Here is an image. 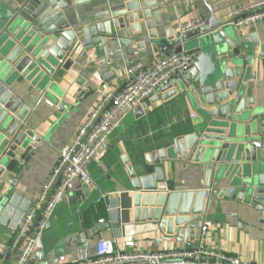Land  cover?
I'll use <instances>...</instances> for the list:
<instances>
[{
  "label": "crops",
  "instance_id": "crops-1",
  "mask_svg": "<svg viewBox=\"0 0 264 264\" xmlns=\"http://www.w3.org/2000/svg\"><path fill=\"white\" fill-rule=\"evenodd\" d=\"M17 1L0 0V16L7 14ZM107 1L115 3L119 0ZM256 1L259 0H195L188 5L186 0H153L156 6L151 9V18L158 16L162 23L179 30L189 22L200 21L206 25L211 17L225 25V14L229 9ZM69 5L72 8L71 1ZM122 8L116 6L112 11ZM76 10L86 17L81 21L84 26L94 23L93 15L100 11L91 10L88 4L80 5ZM124 20L126 27L130 28L127 18ZM225 28L232 34L227 39L230 44L228 58L241 66V77L247 72V85L251 89L247 97L253 99L254 108L264 109V24L242 29L225 25ZM253 39L258 41L256 46L251 45ZM140 43L141 40L135 36L133 43L125 47L114 42L88 50L80 48L74 55H66L52 78L53 91L59 101L68 104L62 112L34 92L28 83H21L15 90L18 97L34 109L29 123L34 133L44 139V144L28 159L18 177L24 161L17 163L6 181L8 186L17 180L16 186L10 189L13 198L0 215V253L7 247L9 256L8 260H0V264H13L14 257L9 250L13 223L34 203L57 161L59 151L71 142L78 128L105 95L122 90L124 73L129 66L136 62L149 66L155 57L161 55L158 52L151 56L150 48L146 44L139 47ZM98 57L108 59L109 68L114 73L106 83L101 82L92 67V61ZM230 67L237 68L233 64ZM172 90L175 94L167 95L160 88L142 103V110H131L103 151L87 166L86 171L94 185L81 188L54 211L41 235L43 263H73L90 259L99 238L114 239L120 250L125 251L187 250L184 243H175L147 220L135 222L128 194L127 167L152 170L154 153L164 149L176 137L191 134L201 123L198 108L206 109L204 105H196L180 95L179 89L172 87ZM161 163L165 176L162 187L167 192L205 189L207 180L200 167L177 159ZM208 182L206 191L210 192V198L203 219V226L207 229L205 248L238 257L243 264H264V234L257 222L259 215L234 198L225 200L226 190H217L213 178ZM101 196L105 198L101 199ZM102 219L105 222L99 224ZM127 242H133V247H125ZM195 260L192 264H214L208 258L205 263H196Z\"/></svg>",
  "mask_w": 264,
  "mask_h": 264
},
{
  "label": "water",
  "instance_id": "water-1",
  "mask_svg": "<svg viewBox=\"0 0 264 264\" xmlns=\"http://www.w3.org/2000/svg\"><path fill=\"white\" fill-rule=\"evenodd\" d=\"M194 1L186 0L188 5ZM87 4L100 11L93 15L94 23L84 26L81 21L85 16L76 8ZM116 6L123 8L112 11ZM155 6L153 0H19L0 16V215L13 198L10 189L17 180L8 186L6 181L17 163L24 161L18 177L44 144L31 129L29 118L34 109L15 93L18 86L28 83L62 112L68 104L59 101L52 78L66 55L114 42L125 47L136 36L141 40L139 47L146 44L151 56L158 52L195 55L184 70L186 81L175 76L161 91L174 95L172 87L179 89L180 95L206 109L198 108L201 123L191 134L176 137L152 155V170L127 167L135 222L147 220L175 243L197 249L208 207L206 188L213 178L217 190H226L225 200L234 198L259 215L257 222L264 234V109L254 108L253 99L247 97L251 94L247 72L241 77V66L228 58L227 39L232 34L214 17L208 24L183 33L162 23L158 16L151 18ZM257 44V40L251 41V45ZM232 64L237 68L230 67ZM176 159L200 167L207 180L204 190L167 192L162 187L165 176L161 161ZM31 238L43 263L41 236L34 231ZM3 258H9L7 247L0 253V260ZM195 261L205 263L207 259L199 255Z\"/></svg>",
  "mask_w": 264,
  "mask_h": 264
},
{
  "label": "built area",
  "instance_id": "built-area-1",
  "mask_svg": "<svg viewBox=\"0 0 264 264\" xmlns=\"http://www.w3.org/2000/svg\"><path fill=\"white\" fill-rule=\"evenodd\" d=\"M225 18V25L237 29L264 24V0L229 9ZM202 25L200 21L189 22L181 27V31L195 30ZM194 57L190 53H169L155 57L149 66L136 62L126 69L122 90L105 95L92 109L71 142L59 151L57 161L30 209L13 223L9 246L13 264L37 263V246L31 238L32 233L36 231L37 236H41L59 205L67 203L81 188L94 185L86 168L103 151L128 113L175 76L186 81L184 70ZM92 67L103 83L114 76L105 57L95 58ZM209 198L210 192L206 191V199ZM104 222V219L98 221L99 224ZM206 231L203 227L197 249L187 250L125 251L120 250L114 239L99 238L92 258L61 264H192L199 255L214 264H243L238 257L206 249ZM125 247L132 248L133 242L125 243Z\"/></svg>",
  "mask_w": 264,
  "mask_h": 264
},
{
  "label": "rangeland",
  "instance_id": "rangeland-1",
  "mask_svg": "<svg viewBox=\"0 0 264 264\" xmlns=\"http://www.w3.org/2000/svg\"><path fill=\"white\" fill-rule=\"evenodd\" d=\"M3 231V230H2ZM4 232V231H3ZM40 264H43V263H40Z\"/></svg>",
  "mask_w": 264,
  "mask_h": 264
}]
</instances>
